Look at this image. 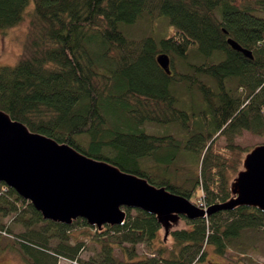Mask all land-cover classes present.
Masks as SVG:
<instances>
[{
	"label": "trees",
	"instance_id": "obj_1",
	"mask_svg": "<svg viewBox=\"0 0 264 264\" xmlns=\"http://www.w3.org/2000/svg\"><path fill=\"white\" fill-rule=\"evenodd\" d=\"M26 17V53L15 65L0 66V110L196 205L198 189L208 207L231 197V175L252 150L237 138L244 132L264 138V0H0V29ZM141 20L152 32L130 37L127 30ZM163 20L167 29L160 32ZM229 38L253 58L234 50ZM160 54L169 55L170 73L159 65ZM148 123L161 129L150 133ZM188 154L200 164L185 176L187 166L177 161ZM21 199L0 183V232L11 234L3 219L19 212L16 220L27 230L17 236L16 251L27 264H57L47 249L77 260L83 242L68 232L77 224L100 246L86 264H199L207 245L223 255L247 230L264 234V212L240 206L207 219L182 217L187 226H173L169 249L139 262L118 260L114 248L127 252L124 242L132 256L137 243L154 246L162 228L155 215L127 208L124 224L98 231L81 218L72 225L44 220L31 203L26 218ZM40 222L47 228L32 230ZM51 230L55 248L47 245Z\"/></svg>",
	"mask_w": 264,
	"mask_h": 264
},
{
	"label": "water",
	"instance_id": "obj_2",
	"mask_svg": "<svg viewBox=\"0 0 264 264\" xmlns=\"http://www.w3.org/2000/svg\"><path fill=\"white\" fill-rule=\"evenodd\" d=\"M228 43L253 58L236 40L229 38ZM158 63L171 72L169 55L160 54ZM0 183L29 201L44 220L72 225L81 218L102 229L124 224L126 209H138L155 215L168 237L182 217L199 220L240 206L264 212V143L246 154L230 183L232 196L203 209L164 186L34 132L0 110Z\"/></svg>",
	"mask_w": 264,
	"mask_h": 264
},
{
	"label": "rangeland",
	"instance_id": "obj_3",
	"mask_svg": "<svg viewBox=\"0 0 264 264\" xmlns=\"http://www.w3.org/2000/svg\"><path fill=\"white\" fill-rule=\"evenodd\" d=\"M29 11H33V4H30V6H28L27 13ZM29 23V18L26 17V19L22 23L15 27L9 29H0V66L15 65L23 56V54L26 53L25 47H28L29 45ZM126 27H124L125 32ZM150 27L151 25L148 23V21L141 20L131 28H129L127 31L130 37L140 38L142 35L152 32V29L150 30ZM157 29L160 32H163L165 29H167L166 21H159ZM196 95H198V93ZM147 127L150 133H154L157 130L161 129V126H159V124L157 123H148ZM172 132L176 133L177 129L172 128ZM224 140V137L220 138L221 142H224ZM237 141L242 146L253 149L256 145L264 143V138L254 136L249 132H244L237 138ZM180 157L181 155L179 156L177 162L182 166H187V170L183 171V174L185 176L194 175L198 171V166L200 164V159L198 158V156L196 154H193V156L191 157V155L188 154L185 157L186 160L183 159L184 155L181 160H179ZM239 172L237 171L232 173L230 183H232ZM178 175H180L181 179H185V177L181 173H178ZM204 195L205 193L200 189H198L197 192L193 194L192 200H196L198 198L197 206L201 207L200 200ZM20 202V212H22L23 216H26V218H30V202L24 200L23 198ZM201 208L207 209L208 206L207 208ZM18 214L19 212L13 213L3 219L5 226L11 231V234L2 231L0 232V264H27L23 260V255L16 251V247L18 248L17 242L19 240L17 236L23 234L27 230L23 221L16 220ZM207 218L208 217L204 219ZM177 225L179 228L185 227L187 226V221L180 220ZM34 228L38 230H45L47 228V224L44 222H40L35 224V226L33 225L32 230H34ZM104 228H106V226H104L100 230L102 231L104 230ZM96 230L99 231L98 228H96ZM96 230L93 229V232H95ZM89 231V228L82 224H77L73 226V228L68 230L70 234L76 235L79 238V241L83 242V246L80 250V254L77 260H70L62 256L57 257L54 250L51 251L47 249V254L57 258V264H86V262L91 261L94 257H96L100 251V246L93 242L92 236ZM54 233V230L45 232V236L48 239L47 245L50 248H55L58 243V240L54 236ZM70 242L74 243V238H72ZM13 244L15 246L10 247ZM153 245L154 246H150L146 242L137 243L135 247L136 256H132L129 251L130 249H132V245L128 242H124L122 246L129 249H127L128 253L122 251V247L120 246L115 247L114 252L118 260H132L139 262L141 259L147 257L150 258L157 255L160 247L162 246H166V248L169 249L173 245V238L171 235L166 237L165 230L162 227L159 231L158 238L155 240V244ZM206 249L208 253L205 256L204 261L199 262V264H217V261H220L224 264H264V234L261 230H247L245 232V237L241 240L239 246L229 248L228 251L223 255L216 253L215 247L212 245H207Z\"/></svg>",
	"mask_w": 264,
	"mask_h": 264
},
{
	"label": "built area",
	"instance_id": "obj_4",
	"mask_svg": "<svg viewBox=\"0 0 264 264\" xmlns=\"http://www.w3.org/2000/svg\"><path fill=\"white\" fill-rule=\"evenodd\" d=\"M200 206H201V207H204V208H207L206 203H205V201H204V196H203V198L200 200Z\"/></svg>",
	"mask_w": 264,
	"mask_h": 264
},
{
	"label": "flooded vegetation",
	"instance_id": "obj_5",
	"mask_svg": "<svg viewBox=\"0 0 264 264\" xmlns=\"http://www.w3.org/2000/svg\"><path fill=\"white\" fill-rule=\"evenodd\" d=\"M0 258H1V256H0ZM217 264H224V263H222V262H220V261H217Z\"/></svg>",
	"mask_w": 264,
	"mask_h": 264
},
{
	"label": "bare ground",
	"instance_id": "obj_6",
	"mask_svg": "<svg viewBox=\"0 0 264 264\" xmlns=\"http://www.w3.org/2000/svg\"><path fill=\"white\" fill-rule=\"evenodd\" d=\"M204 201H205V197H204Z\"/></svg>",
	"mask_w": 264,
	"mask_h": 264
}]
</instances>
